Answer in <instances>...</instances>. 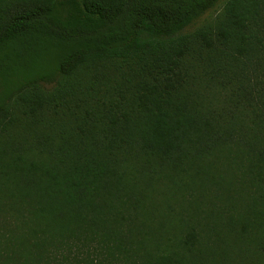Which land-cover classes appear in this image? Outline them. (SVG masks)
Instances as JSON below:
<instances>
[{
	"label": "trees",
	"instance_id": "obj_1",
	"mask_svg": "<svg viewBox=\"0 0 264 264\" xmlns=\"http://www.w3.org/2000/svg\"><path fill=\"white\" fill-rule=\"evenodd\" d=\"M0 264H264V0H0Z\"/></svg>",
	"mask_w": 264,
	"mask_h": 264
}]
</instances>
